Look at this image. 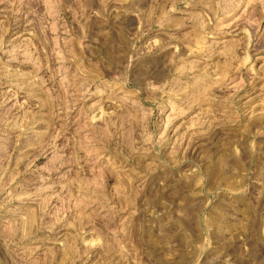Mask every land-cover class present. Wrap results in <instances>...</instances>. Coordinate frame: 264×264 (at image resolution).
<instances>
[{
    "label": "rangeland",
    "instance_id": "rangeland-1",
    "mask_svg": "<svg viewBox=\"0 0 264 264\" xmlns=\"http://www.w3.org/2000/svg\"><path fill=\"white\" fill-rule=\"evenodd\" d=\"M0 264H264V0H0Z\"/></svg>",
    "mask_w": 264,
    "mask_h": 264
}]
</instances>
